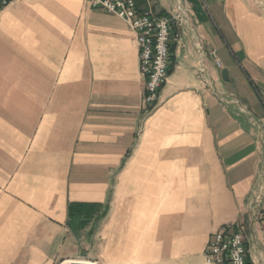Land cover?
<instances>
[{"label":"crops","instance_id":"obj_1","mask_svg":"<svg viewBox=\"0 0 264 264\" xmlns=\"http://www.w3.org/2000/svg\"><path fill=\"white\" fill-rule=\"evenodd\" d=\"M180 1L150 113L121 18L83 0L0 6V264H206L235 223L264 264V196L249 207L264 183V0Z\"/></svg>","mask_w":264,"mask_h":264},{"label":"built area","instance_id":"obj_2","mask_svg":"<svg viewBox=\"0 0 264 264\" xmlns=\"http://www.w3.org/2000/svg\"><path fill=\"white\" fill-rule=\"evenodd\" d=\"M14 0H0L5 6ZM90 7H99L126 22L134 34L138 53V70L143 78L141 106L150 113L158 104L159 90L167 82L170 66V36L172 27L187 20L186 8L176 0L168 15L155 13L151 8L139 12L135 0H83ZM217 65L219 61L215 59ZM264 183L257 184L250 193L252 217L262 210ZM243 228L239 223L213 234L205 254L206 264H249Z\"/></svg>","mask_w":264,"mask_h":264},{"label":"water","instance_id":"obj_3","mask_svg":"<svg viewBox=\"0 0 264 264\" xmlns=\"http://www.w3.org/2000/svg\"><path fill=\"white\" fill-rule=\"evenodd\" d=\"M221 75L224 81H228L227 79V70L223 69L221 71ZM61 264H97L95 261L92 260H85V259H68L64 260Z\"/></svg>","mask_w":264,"mask_h":264},{"label":"rangeland","instance_id":"obj_4","mask_svg":"<svg viewBox=\"0 0 264 264\" xmlns=\"http://www.w3.org/2000/svg\"><path fill=\"white\" fill-rule=\"evenodd\" d=\"M186 21H187V20H186ZM186 21H185V22H186Z\"/></svg>","mask_w":264,"mask_h":264}]
</instances>
